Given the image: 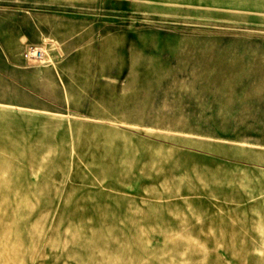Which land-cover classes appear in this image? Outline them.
I'll return each mask as SVG.
<instances>
[{
	"label": "rangeland",
	"instance_id": "374dc122",
	"mask_svg": "<svg viewBox=\"0 0 264 264\" xmlns=\"http://www.w3.org/2000/svg\"><path fill=\"white\" fill-rule=\"evenodd\" d=\"M0 264H264V0H0Z\"/></svg>",
	"mask_w": 264,
	"mask_h": 264
},
{
	"label": "built area",
	"instance_id": "2783aa9c",
	"mask_svg": "<svg viewBox=\"0 0 264 264\" xmlns=\"http://www.w3.org/2000/svg\"><path fill=\"white\" fill-rule=\"evenodd\" d=\"M25 49L26 50L24 51L23 57L27 61L31 60L40 63H44V62L48 63L52 61L48 53V48L45 45L38 46L34 44H29Z\"/></svg>",
	"mask_w": 264,
	"mask_h": 264
}]
</instances>
